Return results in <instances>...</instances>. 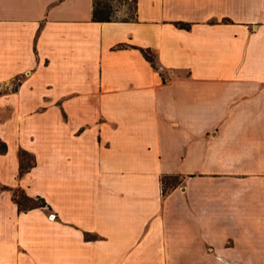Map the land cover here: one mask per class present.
Instances as JSON below:
<instances>
[{"label": "crops", "instance_id": "obj_1", "mask_svg": "<svg viewBox=\"0 0 264 264\" xmlns=\"http://www.w3.org/2000/svg\"><path fill=\"white\" fill-rule=\"evenodd\" d=\"M0 144V264H264V0H0Z\"/></svg>", "mask_w": 264, "mask_h": 264}, {"label": "trees", "instance_id": "obj_2", "mask_svg": "<svg viewBox=\"0 0 264 264\" xmlns=\"http://www.w3.org/2000/svg\"><path fill=\"white\" fill-rule=\"evenodd\" d=\"M103 1H116V0H92V19L95 21H110L114 19L130 20L133 19V15H128L124 18H114L112 17V8L108 4H101ZM120 1V0H118ZM127 1V0H123ZM136 5V0H134V6ZM147 60L154 64V58L148 50L142 51ZM5 151L4 144H0V152ZM26 153L25 151H22ZM25 168H20L19 175H21ZM178 175L167 174L163 175L160 179L162 187V195L165 196L171 189L178 186L181 182ZM3 189L11 191V198L16 203L18 211H27L36 207H46V201L41 196H28L21 187H8L5 186Z\"/></svg>", "mask_w": 264, "mask_h": 264}, {"label": "rangeland", "instance_id": "obj_3", "mask_svg": "<svg viewBox=\"0 0 264 264\" xmlns=\"http://www.w3.org/2000/svg\"><path fill=\"white\" fill-rule=\"evenodd\" d=\"M101 4L102 5L103 4H108L112 8L111 15L114 18H124V17H126L128 15H133L134 0L106 1V2L103 1V2H101ZM20 79L21 78L15 79L14 81H12L9 84L11 90L16 88L17 83H18V81ZM18 158H19V161H20V168L21 169L31 165L32 161H33L32 156L28 152L23 153L21 150L18 151ZM179 180L182 181V179H180V178H179Z\"/></svg>", "mask_w": 264, "mask_h": 264}]
</instances>
